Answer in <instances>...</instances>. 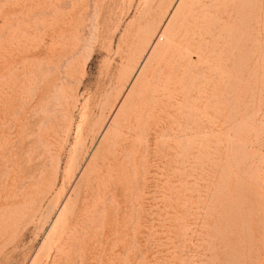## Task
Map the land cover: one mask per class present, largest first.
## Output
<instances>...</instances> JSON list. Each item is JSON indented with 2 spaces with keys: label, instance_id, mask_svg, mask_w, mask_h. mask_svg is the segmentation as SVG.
<instances>
[{
  "label": "rangeland",
  "instance_id": "obj_1",
  "mask_svg": "<svg viewBox=\"0 0 264 264\" xmlns=\"http://www.w3.org/2000/svg\"><path fill=\"white\" fill-rule=\"evenodd\" d=\"M0 264H264V0H0Z\"/></svg>",
  "mask_w": 264,
  "mask_h": 264
},
{
  "label": "bare ground",
  "instance_id": "obj_2",
  "mask_svg": "<svg viewBox=\"0 0 264 264\" xmlns=\"http://www.w3.org/2000/svg\"><path fill=\"white\" fill-rule=\"evenodd\" d=\"M91 16H92V15H91ZM87 31H88V30H87ZM83 39H84V38H83ZM84 45H86V44H84ZM84 45H83V46H84ZM68 58H69V57H68ZM70 61H71V59H70ZM57 87H58V86H57ZM64 208H65V207H64ZM53 224H54V223H53Z\"/></svg>",
  "mask_w": 264,
  "mask_h": 264
}]
</instances>
